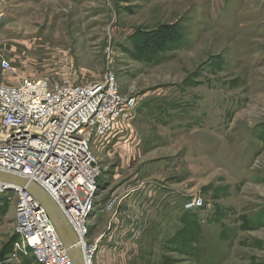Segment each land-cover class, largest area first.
<instances>
[{"label":"rangeland","instance_id":"1","mask_svg":"<svg viewBox=\"0 0 264 264\" xmlns=\"http://www.w3.org/2000/svg\"><path fill=\"white\" fill-rule=\"evenodd\" d=\"M12 2L2 25L11 39L0 38V53L17 71L1 73L0 83L21 75L89 83L113 70L121 92L137 100L121 150L100 151L106 145L93 141L105 168L97 196L106 202L124 185L143 196L153 191L157 215L115 225L135 234L107 242L115 228L109 218L98 233L90 225L89 240L99 249L111 243L117 264H264V0ZM164 24L177 27L179 43L133 53ZM138 147L154 149L149 174L138 159L120 157ZM192 196L205 206L185 225ZM98 206L106 203L96 197L89 221ZM15 226V201L0 199V257Z\"/></svg>","mask_w":264,"mask_h":264},{"label":"built area","instance_id":"2","mask_svg":"<svg viewBox=\"0 0 264 264\" xmlns=\"http://www.w3.org/2000/svg\"><path fill=\"white\" fill-rule=\"evenodd\" d=\"M5 14L0 12V28ZM17 67L0 53V74ZM136 98L121 92L116 73L108 71L95 82H73L70 77L23 76L0 83V170L25 176L54 199L77 235L74 247L85 264H95L97 245L89 240L104 166L93 141L109 147L132 120ZM16 203L15 240L6 264H74L45 208L17 184L0 182V199ZM116 198L106 204L112 210ZM205 206L192 196L186 210Z\"/></svg>","mask_w":264,"mask_h":264},{"label":"crops","instance_id":"3","mask_svg":"<svg viewBox=\"0 0 264 264\" xmlns=\"http://www.w3.org/2000/svg\"><path fill=\"white\" fill-rule=\"evenodd\" d=\"M16 3L12 2V0H0V12H3L5 14V21H6V16L8 13L14 12L16 7H15ZM4 21V23H5ZM3 23V24H4ZM3 26H1L0 28V38H2V40H4V42L9 43L11 36H7L4 34V29L2 28ZM10 76V75H9ZM26 75H21V76H17V78L13 81L16 82L19 77H23ZM30 76V75H27ZM34 76H42V75H34ZM128 131L127 128L124 131V133L122 134L121 137L115 138L113 139V142L110 145V151L113 150L115 151L116 149H118L123 143H126V139H128ZM132 135V134H131ZM131 135L129 134V136L131 137ZM124 140V141H123ZM126 145H123V148ZM128 148V147H127ZM127 148H124V150H126ZM139 148V149H138ZM137 149H135V151H131V148L126 152H123L120 154L121 159L126 160H139V162H141V164H145L147 167H144L143 169H141L142 173L143 172H148V174L150 173V170H152V168L150 167V162L155 158L154 157V149H149V150H142L141 147H138ZM121 150V149H118ZM142 168V167H140ZM137 176L139 175L136 174ZM120 174L119 173H113V178H117L119 177ZM114 184V183H112ZM122 186V185H119ZM118 186V187H119ZM130 187V186H129ZM107 188L109 189L110 186H107ZM117 188V191L113 194L112 198L108 199L106 202L102 201V199H100L99 196H97V199L100 200V203L102 202L104 203H108L111 199H113L114 197H116V202L114 204V207L112 210H107L104 206H98L97 207V211L94 214L93 218L90 221V225L94 227L95 233H98V231L102 228H104L106 226V224L108 225V220L110 218L109 221V225L114 223V227L115 225H120V224H137L139 222L144 223V218L146 213H148V220L145 219V223L147 224V222L152 223L154 221V218L156 217V208H157V201L156 198H154V193L152 191L153 195H139V192L135 193L133 191H129V188H125V185L120 187V189ZM128 192H133V193H128ZM147 196V197H146ZM152 196V197H151ZM156 197V196H155ZM153 198L155 201H153ZM154 203H153V202ZM152 202V203H150ZM183 207V206H182ZM154 209V211H153ZM184 213H186L188 210L184 209ZM153 212V213H152ZM191 212V211H190ZM183 213V214H184ZM192 213V212H191ZM143 217V218H142ZM107 218V220H106ZM151 218V219H149ZM184 216L181 217V219H183ZM156 220V219H155ZM183 223H184V219H183ZM185 224V223H184ZM131 227L130 229L128 227H124L125 231L124 233H122L123 231H118V226H116L111 232H109L108 238H107V242H109V240H115V238L118 237H124V236H131L133 233L135 234L134 231H131ZM137 232V231H136ZM100 233V232H99ZM120 234V235H119ZM123 234V235H122ZM91 237V236H90ZM99 239V237L95 238V237H91L90 239ZM99 244V243H97ZM101 249L98 248L97 246V252H96V257H95V264H117L119 259L118 257L120 256V252L119 251H115L112 250V246L111 243H109V245H103L101 244ZM125 252H128L126 250H124ZM125 252L122 251L121 254H124ZM132 253V252H131ZM131 255V254H129ZM35 261V259H34ZM36 262V261H35ZM38 264V263H36Z\"/></svg>","mask_w":264,"mask_h":264},{"label":"water","instance_id":"4","mask_svg":"<svg viewBox=\"0 0 264 264\" xmlns=\"http://www.w3.org/2000/svg\"><path fill=\"white\" fill-rule=\"evenodd\" d=\"M0 182L20 185L27 190L29 194L33 195L45 208L49 218L55 225L63 244L68 249L74 264H85L82 250L73 246L77 240L76 233L60 207L47 191H45L38 183L29 180L25 176L11 174L2 170H0Z\"/></svg>","mask_w":264,"mask_h":264},{"label":"trees","instance_id":"5","mask_svg":"<svg viewBox=\"0 0 264 264\" xmlns=\"http://www.w3.org/2000/svg\"><path fill=\"white\" fill-rule=\"evenodd\" d=\"M178 31L179 30L177 29V27L173 24L161 25L157 29L144 34L141 40L136 41L133 48V53H136L137 55H145L150 52L162 51L168 47H173L180 42V34ZM4 198L5 196L1 197V199ZM191 212L189 211L184 215L185 225H187L188 223L192 225L195 222L194 214ZM15 238L16 235H13L11 240V247ZM186 238L187 240L189 239V246L193 245L196 242V239L192 234L191 236H189V234L187 233ZM177 240L180 241L181 239ZM10 250L0 257V264H6L5 259Z\"/></svg>","mask_w":264,"mask_h":264}]
</instances>
